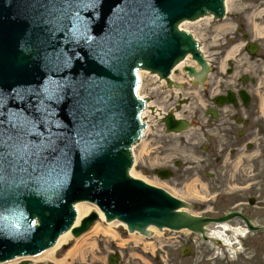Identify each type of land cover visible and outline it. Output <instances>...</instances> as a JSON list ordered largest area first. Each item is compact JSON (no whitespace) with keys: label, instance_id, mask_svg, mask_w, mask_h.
Returning <instances> with one entry per match:
<instances>
[{"label":"water","instance_id":"1","mask_svg":"<svg viewBox=\"0 0 264 264\" xmlns=\"http://www.w3.org/2000/svg\"><path fill=\"white\" fill-rule=\"evenodd\" d=\"M50 1L0 0V88L11 90L5 106L19 105L21 111V121L2 137L1 199L17 205L15 198L23 196L20 201L38 211L48 202L41 200L42 190H32L59 182L60 188L50 192L59 200L56 213L42 215L49 222L65 214L62 220L67 218L68 226L74 218L73 203L85 199L99 204L108 219L125 221L130 230L146 232L149 223L159 228L186 226L188 218L175 211V200L126 176L130 145L144 127L138 121L143 100L135 97L131 85L136 83V68L164 75L192 48L189 37L176 31L183 11L199 1L205 6L192 17L209 11L220 15L222 1L75 0L76 7L66 2L48 24L44 11ZM84 5L96 7L99 19L83 17ZM105 17L110 30L103 32L100 23ZM68 24L72 28L64 36L62 25ZM180 46L183 50L174 57ZM14 129L23 130L31 145L22 160L9 147L16 144ZM196 222L199 228L203 224L202 219ZM64 225L59 221L56 227ZM42 235L47 240L46 232ZM22 240L16 235L8 243Z\"/></svg>","mask_w":264,"mask_h":264},{"label":"flooded vegetation","instance_id":"2","mask_svg":"<svg viewBox=\"0 0 264 264\" xmlns=\"http://www.w3.org/2000/svg\"><path fill=\"white\" fill-rule=\"evenodd\" d=\"M244 3L246 22L237 24L236 35L245 43L240 44L234 35L220 43L215 39L202 44L208 72L199 83L187 78L191 90L186 92L191 95L185 96V106L190 110L189 131L198 138L207 136L198 146L200 154L216 160L246 159L244 200L230 202L221 197L212 206L194 208L200 214H219L228 205H239L237 209L258 229L249 230L242 220H234L243 230L236 234L233 247L238 254L229 263L208 262L213 246L190 234L183 244L187 250L198 249L199 259L194 262L170 253L167 264H264V0ZM194 68L201 71V66ZM202 104L205 111L214 109V118H200Z\"/></svg>","mask_w":264,"mask_h":264},{"label":"rangeland","instance_id":"3","mask_svg":"<svg viewBox=\"0 0 264 264\" xmlns=\"http://www.w3.org/2000/svg\"><path fill=\"white\" fill-rule=\"evenodd\" d=\"M232 2L230 5V12L228 13V17L225 18L223 21L211 22L210 24H206L205 21L202 20L196 23L188 24L187 25L188 29L191 32H193L195 36H198V38H201L202 33L208 32V30L211 29L213 26H216L217 24H220L223 22H228V23L232 22L233 19L231 18V16L234 15V12L232 10ZM213 24H216V25H213ZM152 80H153V77L149 76L148 74L143 76V82H142V87L140 91L143 95L145 96L153 95L152 86L154 83L152 82ZM149 117H150V121L148 122V125H150V127L148 126V131L143 135L140 142L134 148V156H135V163H136L135 172L139 176L144 177L148 182L155 184L154 178L152 177V170L158 162H163L162 158L159 159L160 158L159 155H161L162 152L160 153L158 151L160 150L159 145L163 140L160 136H157V135H155V138H154V132H157V134L159 133L157 130H155L156 122H154L151 116H148L147 118L149 119ZM158 185L161 186V184H158ZM162 187H165V186H162ZM115 230L118 231L119 233H124L123 229L119 226L116 227ZM167 236L169 238H166ZM170 236H172V233L168 230H165L162 233V235H157V233L154 232L151 235V237L143 238V243L140 244V246H138L139 248L133 247L130 249H134V251L139 252V254L141 255L140 256L141 264H150L152 254L155 252H160L159 249L156 250L155 248L157 246H160L161 243H164L165 241L170 240ZM179 236H183V234H179ZM105 239L106 237L101 234H98L97 236L93 237L91 241H94V245L92 247L97 248L98 250L96 249V251H94L91 257L94 255H105L108 252V249L111 247H107V245L105 244L106 243ZM125 246H130V243L126 244ZM82 254L84 255V252ZM93 261L95 260L93 259ZM81 264H85V263H81Z\"/></svg>","mask_w":264,"mask_h":264},{"label":"bare ground","instance_id":"4","mask_svg":"<svg viewBox=\"0 0 264 264\" xmlns=\"http://www.w3.org/2000/svg\"><path fill=\"white\" fill-rule=\"evenodd\" d=\"M229 0H226V4L228 3ZM228 8V6H226ZM187 22L182 23L180 26L185 27ZM226 26V25H225ZM223 27L226 28V27ZM186 28V27H185ZM140 77H143L146 75V71L144 70H140ZM143 115L144 117L148 116V109L143 111ZM130 173L134 176H136V172L134 171V169L132 168L130 170ZM75 208L77 211V217L74 223V226H77L80 222V220L86 216L88 214L89 211L94 209V206H92L90 203H85V202H77L75 204ZM96 210V209H95ZM98 217L99 220L94 223L91 226V229L89 230V233H85L84 235H81L80 237H78L76 239V241H74V245L72 247H70L65 255L59 259V261H57V264H64L67 261V258H75L77 257V255L82 251L83 247H89L91 248L93 246L94 241L92 242L91 240L93 239V237H95L97 234H102L105 237H107L108 239H113V238H117L118 236L116 235V231L115 228L119 226L120 221L118 220H110L109 223H107L104 220V215L101 211H98ZM105 222V224L103 223ZM122 223V222H121ZM221 228L215 230L214 232L210 233L209 236L212 237L213 239H217V238H221L220 235H222V231L225 230V228H227L226 224H220ZM150 230L157 233V235L162 234V230L159 231V229H157L155 226L150 225L149 226ZM182 231H186V229H182ZM72 234L70 233V230H67L66 232H64L62 235L59 236L56 244L49 250H47L44 254H42L41 256H39L40 258H51L54 251H56L57 249H59L61 246H63L64 244L70 242L73 238L71 236ZM120 238V237H119ZM134 242V243H141L143 241V236H141L140 234L136 233V232H132L130 234V239L129 240H123L124 244L128 243V242ZM225 243H228V240L225 239L224 240ZM213 245L218 246L219 242L216 241H212L211 242ZM153 246V244H152ZM93 249L91 251H96V249L94 247H92ZM134 256H138V255H134ZM140 257V256H138ZM37 259H35L34 261H36ZM19 261V259H15L14 261L11 262V264H16ZM69 264V263H68ZM134 264V263H133Z\"/></svg>","mask_w":264,"mask_h":264},{"label":"snow or ice","instance_id":"5","mask_svg":"<svg viewBox=\"0 0 264 264\" xmlns=\"http://www.w3.org/2000/svg\"><path fill=\"white\" fill-rule=\"evenodd\" d=\"M16 144L10 145L9 147L16 150L18 152L19 159H23L24 155L28 154V150H30L31 145L25 142V135L23 130H13ZM4 148L5 142L3 139H0V165L4 163ZM35 154V153H33Z\"/></svg>","mask_w":264,"mask_h":264}]
</instances>
